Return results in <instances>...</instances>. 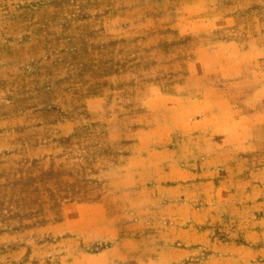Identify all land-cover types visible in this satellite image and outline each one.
Segmentation results:
<instances>
[{
    "label": "rangeland",
    "instance_id": "1",
    "mask_svg": "<svg viewBox=\"0 0 264 264\" xmlns=\"http://www.w3.org/2000/svg\"><path fill=\"white\" fill-rule=\"evenodd\" d=\"M211 1L0 0V264H264V65L196 52L264 17Z\"/></svg>",
    "mask_w": 264,
    "mask_h": 264
},
{
    "label": "crops",
    "instance_id": "2",
    "mask_svg": "<svg viewBox=\"0 0 264 264\" xmlns=\"http://www.w3.org/2000/svg\"><path fill=\"white\" fill-rule=\"evenodd\" d=\"M240 0H212L209 3L208 11L213 13L210 23L213 24L211 31H219L226 30V32L234 31L236 26H238V18L240 15L244 14L248 9L249 5L253 2L256 3L257 9L256 12L261 13L260 16L264 17V0H245L247 5L243 2H239ZM257 1V2H256ZM250 46V50H247L240 42H236L234 40L224 41V42H216L209 46H205L203 48L198 49L196 52L200 54V52H204L207 50V54L210 58H213L215 67H218L219 72H226V81L235 77H247V74H251V70H248V67L253 64H261L264 65V62H260V59L263 55H259L263 50V45L259 42H256ZM256 50V51H255ZM256 52L254 56L251 54ZM258 56V57H256ZM203 56L199 55L197 60V65L201 66L199 62H201V58ZM259 59V60H258ZM215 72V76L219 73ZM203 92H201V95ZM202 99H200L199 107L185 110L186 113L197 114L206 111L205 107L201 106ZM215 105L213 110V114H211L210 124L213 128L222 125L219 122L223 113L220 111V107ZM242 111V110H239ZM238 111V112H239ZM232 112L231 109L228 108L226 102V115L227 113ZM241 113L238 114L240 116ZM227 117V116H226ZM227 123V122H226ZM219 133L216 135V130L214 129V133L211 135V139L218 143H223L226 145L228 150L235 149L232 141L227 136L226 138L219 136ZM238 153V152H236Z\"/></svg>",
    "mask_w": 264,
    "mask_h": 264
}]
</instances>
